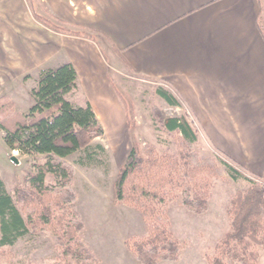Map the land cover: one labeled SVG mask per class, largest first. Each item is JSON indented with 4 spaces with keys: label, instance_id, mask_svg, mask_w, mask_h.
<instances>
[{
    "label": "crops",
    "instance_id": "0c3cea01",
    "mask_svg": "<svg viewBox=\"0 0 264 264\" xmlns=\"http://www.w3.org/2000/svg\"><path fill=\"white\" fill-rule=\"evenodd\" d=\"M263 23L264 0H0V98L25 114L39 72L70 63L103 130L122 128L110 74L126 71L159 82L221 155L264 177Z\"/></svg>",
    "mask_w": 264,
    "mask_h": 264
},
{
    "label": "trees",
    "instance_id": "16d2710c",
    "mask_svg": "<svg viewBox=\"0 0 264 264\" xmlns=\"http://www.w3.org/2000/svg\"><path fill=\"white\" fill-rule=\"evenodd\" d=\"M259 29L264 40V23ZM157 94L170 106L178 105L167 91L159 88ZM29 95L32 104L25 114L14 113L10 100L0 98V130L6 146L40 157L12 193L0 179V253L28 233H49L58 257L48 264H94L97 260L83 243L76 209L75 170L64 158L84 151L93 161L88 151L104 152L103 146H92L104 130L80 95L70 63L41 70ZM161 127L179 140L175 153L157 154L153 146L143 151L133 146L113 183L115 201L141 214L144 235L124 242L138 264L180 259L189 242L170 231L168 204L179 199L186 211L203 215L217 176L214 164L194 161L191 149L197 134L185 117H170ZM220 164L231 179L246 180L248 187L229 200L228 231L203 257L207 264H258L259 250H264V177L248 179L229 162Z\"/></svg>",
    "mask_w": 264,
    "mask_h": 264
},
{
    "label": "rangeland",
    "instance_id": "374dc122",
    "mask_svg": "<svg viewBox=\"0 0 264 264\" xmlns=\"http://www.w3.org/2000/svg\"><path fill=\"white\" fill-rule=\"evenodd\" d=\"M110 79L125 112V127H107L103 136L92 141V146L99 144L105 149L100 152L90 148L88 152L93 156V161L87 159V152L84 151L74 152L64 158L75 170L73 189L77 196L76 209L83 225V243L97 260L94 264H99L101 260L104 264H123L121 251H127L133 259L124 242L132 236H143L144 225L137 210L115 201L114 180L133 146H138L142 151L147 146H153L157 154L175 153L179 140L168 134L161 127V122L181 116L192 124L197 134V143L191 149L194 161L214 164L217 176L212 179L208 215L202 217L191 214L176 199L168 204L167 219L175 238L180 241L190 240V249L184 251L182 260L177 264H207L203 253L212 251L217 240L228 231L229 225L226 213L223 224L214 223L211 217H217L221 210L224 213L232 196L248 187L246 180L231 179L220 161L229 162L248 179H255L257 175L221 155L203 131L192 123L191 113L184 106L167 104L157 94V89L165 90L159 82L142 79L126 71L112 72ZM11 111L23 114L14 108ZM39 159V156L11 151L0 130V179L9 193L24 182L25 176ZM195 226L199 231V227H202V236L195 234ZM91 246L96 253L91 250ZM2 251L0 264H48L58 257L53 237L49 233H28L20 237L11 248ZM116 258L117 263L114 262ZM258 264H264V250L261 249Z\"/></svg>",
    "mask_w": 264,
    "mask_h": 264
}]
</instances>
